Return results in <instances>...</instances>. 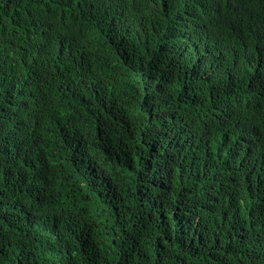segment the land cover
<instances>
[{
  "label": "trees",
  "instance_id": "obj_1",
  "mask_svg": "<svg viewBox=\"0 0 264 264\" xmlns=\"http://www.w3.org/2000/svg\"><path fill=\"white\" fill-rule=\"evenodd\" d=\"M101 1L0 0V255L27 251L22 264H264V75L256 72L264 0H178L220 47L212 73L188 65L180 74L188 52L178 47L167 67L157 61L161 75L138 79L136 65L147 69L160 44L150 37L132 57L136 69L117 57L96 66L85 51L79 82L74 59H62L66 39L71 26L93 24ZM151 1L109 6L136 23ZM186 14L172 11L166 22ZM143 84L159 95L133 112L124 85ZM86 85L119 98L94 120ZM215 114L230 118L226 139ZM83 181L49 255L23 245L55 229L49 205L60 184Z\"/></svg>",
  "mask_w": 264,
  "mask_h": 264
},
{
  "label": "clouds",
  "instance_id": "obj_2",
  "mask_svg": "<svg viewBox=\"0 0 264 264\" xmlns=\"http://www.w3.org/2000/svg\"><path fill=\"white\" fill-rule=\"evenodd\" d=\"M110 1H101V13L96 17L92 25L78 24L76 27L71 26L69 37L66 39L62 59L67 55L74 59L73 76L79 82L86 79L81 66L85 51L91 53V62L92 64H96V66L104 64L103 57H107L113 62L116 61L117 57L127 64V69L131 66L135 69L136 66L140 67L142 71L138 72L137 77L140 80H152L159 73L161 75L157 61H164L167 67L168 60L172 58V53L177 51L178 47H180L179 53L184 50L188 52L186 60L178 58L181 63L180 74L184 73L188 65H191L192 70L195 69L209 74L215 70L218 64H221L220 47L208 44L205 37L199 35V27L195 24L193 17L191 18V13L186 8L179 10L184 6H181L178 0H152L149 3L143 4L135 12L136 23L123 16L122 6L111 8L109 6ZM172 11L178 14V16L184 13L187 14L184 17H179L178 22L167 23L166 18ZM150 37H154L155 41L160 42L159 46L154 44L155 53L152 52V56L154 54L153 58L150 63H147V69L143 68V65L135 66L132 63V57L138 56L140 50L145 51L144 44L151 42ZM163 42L164 48H161L160 45ZM256 72L264 75V62L256 69ZM124 86L123 97L129 95V99L126 102H129L128 108L133 112L141 105H144L143 102L148 97H152L153 94L156 97L159 95L158 90L149 88L147 84L138 85L133 89L132 85L130 91L129 85ZM83 95L90 97L95 104L94 108L87 109V114L91 120H94L98 112L108 105L112 99H119L100 85L96 88L86 85L83 89ZM147 104L145 105L147 106ZM151 105L157 108V104ZM229 119L219 120L216 118V114L214 115L213 124L214 126H219L217 130L221 139H226L230 134L229 129L222 125L223 122ZM83 143L84 138L81 136L80 147L78 149L85 150ZM90 174L96 178L98 172L93 171ZM85 183L83 181L71 186L60 184L59 192L53 196V204L49 205L56 225L55 229L50 233L32 235L23 245H34V247L39 248L41 258L47 257L50 245L54 243V240L60 238L59 235L66 233L68 225H70L68 219L72 217L74 212L73 206L76 203V197L71 196L76 194L79 189L81 190V186ZM28 233L29 231L24 232L23 236H27ZM27 254V251L19 250V253H13L12 259L9 258V255H0V264H22L23 260H27Z\"/></svg>",
  "mask_w": 264,
  "mask_h": 264
}]
</instances>
